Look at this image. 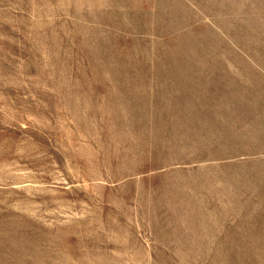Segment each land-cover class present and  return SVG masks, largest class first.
Here are the masks:
<instances>
[{
	"label": "rangeland",
	"instance_id": "rangeland-1",
	"mask_svg": "<svg viewBox=\"0 0 264 264\" xmlns=\"http://www.w3.org/2000/svg\"><path fill=\"white\" fill-rule=\"evenodd\" d=\"M0 264H264V0H0Z\"/></svg>",
	"mask_w": 264,
	"mask_h": 264
}]
</instances>
